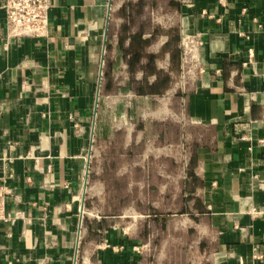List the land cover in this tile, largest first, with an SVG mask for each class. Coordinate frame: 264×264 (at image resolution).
Returning a JSON list of instances; mask_svg holds the SVG:
<instances>
[{"label": "crops", "instance_id": "crops-1", "mask_svg": "<svg viewBox=\"0 0 264 264\" xmlns=\"http://www.w3.org/2000/svg\"><path fill=\"white\" fill-rule=\"evenodd\" d=\"M3 1L0 184L12 194L9 220L0 222V264H74L110 0H50L44 37H10ZM165 8L203 45L198 78L182 92L190 120L208 136L199 183L185 180L180 209L151 218H186L169 264H264V0ZM160 234L134 240L151 241L155 253ZM111 235L126 247L95 249L104 264H142L131 239Z\"/></svg>", "mask_w": 264, "mask_h": 264}, {"label": "rangeland", "instance_id": "rangeland-1", "mask_svg": "<svg viewBox=\"0 0 264 264\" xmlns=\"http://www.w3.org/2000/svg\"><path fill=\"white\" fill-rule=\"evenodd\" d=\"M126 1L112 0L110 49L104 57L77 264H104L97 248L122 250L125 245L106 240L110 233L131 239L135 251L140 247L142 264H169L182 249L177 241L183 239L188 224L180 215L153 221L152 213L178 211L183 182L199 183L195 169L201 165L199 150L208 136L190 120L182 92L198 78L203 45L197 36L184 32L181 15L168 11L166 0L147 11L158 29L149 47L156 54L155 64L139 71L132 88L125 89L132 79L119 51L125 22L121 7ZM137 87L146 94H137ZM169 191L175 200H170ZM155 230L161 233L155 253L151 241L135 243L140 234L152 235Z\"/></svg>", "mask_w": 264, "mask_h": 264}, {"label": "trees", "instance_id": "trees-1", "mask_svg": "<svg viewBox=\"0 0 264 264\" xmlns=\"http://www.w3.org/2000/svg\"><path fill=\"white\" fill-rule=\"evenodd\" d=\"M177 3V0H166L165 7ZM158 5L159 0H128L121 7L125 22L120 31L119 51H121L127 60L128 69L132 76V79L125 87L126 90L132 88V81L139 71L150 70L155 64L156 54L150 52L149 47L156 39L158 29L152 24L151 15L147 11ZM109 27L107 49H110L109 38L111 36V25ZM148 34L150 35L149 37H147ZM165 80H167V84L169 79L165 78L163 81ZM136 92L139 95L146 94L142 87H137Z\"/></svg>", "mask_w": 264, "mask_h": 264}, {"label": "built area", "instance_id": "built-area-1", "mask_svg": "<svg viewBox=\"0 0 264 264\" xmlns=\"http://www.w3.org/2000/svg\"><path fill=\"white\" fill-rule=\"evenodd\" d=\"M50 0H4L8 35L10 37H44L48 33ZM263 142V140H261ZM12 190L0 184V222H6V204ZM107 244L106 247H109ZM140 251V247H137Z\"/></svg>", "mask_w": 264, "mask_h": 264}, {"label": "water", "instance_id": "water-1", "mask_svg": "<svg viewBox=\"0 0 264 264\" xmlns=\"http://www.w3.org/2000/svg\"><path fill=\"white\" fill-rule=\"evenodd\" d=\"M110 7L108 11V16H107V22H106V29H105V34H104V44H103V51H102V63H101V70H100V75L98 79V87H97V93H96V101H95V107H94V115H93V121H92V140H91V145H90V151H89V156L91 158V150H92V142H93V136L95 132V125H96V117H97V108H98V102H99V96H100V90H101V80H102V74H103V65H104V57L106 53V42H107V37H108V30H109V25H110V15H111V7H112V0H110ZM89 167H90V161L88 163V173L86 176V187L88 184V177H89ZM86 188L84 191V200L86 198ZM84 204V202H83ZM83 213L81 214V221H82ZM78 243L76 245V250H75V263L77 264V257H78V252H79V236H78Z\"/></svg>", "mask_w": 264, "mask_h": 264}, {"label": "bare ground", "instance_id": "bare-ground-1", "mask_svg": "<svg viewBox=\"0 0 264 264\" xmlns=\"http://www.w3.org/2000/svg\"><path fill=\"white\" fill-rule=\"evenodd\" d=\"M93 138H94V136H93ZM89 161H90V156H89ZM89 163V162H88ZM87 172H88V170H87ZM87 176V175H86ZM85 187H86V185H85ZM87 188V187H86ZM83 200H84V197H83ZM84 202V204H83V206H82V213H83V217H84V214H85V200L83 201ZM81 213V214H82ZM83 217H82V221L80 220V228L82 227V223H83ZM78 236H79V234H78ZM78 239V238H77ZM77 260H78V257H77Z\"/></svg>", "mask_w": 264, "mask_h": 264}]
</instances>
